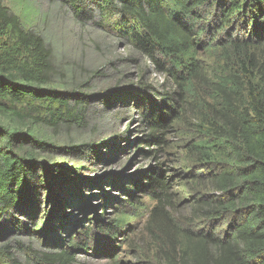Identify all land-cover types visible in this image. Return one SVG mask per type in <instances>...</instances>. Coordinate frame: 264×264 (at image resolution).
I'll return each instance as SVG.
<instances>
[{"label":"rangeland","instance_id":"1","mask_svg":"<svg viewBox=\"0 0 264 264\" xmlns=\"http://www.w3.org/2000/svg\"><path fill=\"white\" fill-rule=\"evenodd\" d=\"M85 5L91 18H77L60 0H0L50 49L48 88L66 95L81 117L51 128L0 115V129L47 143L39 150L25 140L20 152H38L53 175L46 177L51 194L38 173L31 206L0 217V264H180L188 237L223 235L228 226L214 217L222 195L211 179L226 166L220 138L239 100L227 89V103L219 91L231 71L221 55L224 33L210 8H201L196 69L179 86L168 62L129 42L126 18H104L94 2ZM257 47L255 74L264 71V45ZM155 108L166 122L153 133L146 116ZM153 176L165 187L150 188Z\"/></svg>","mask_w":264,"mask_h":264},{"label":"trees","instance_id":"2","mask_svg":"<svg viewBox=\"0 0 264 264\" xmlns=\"http://www.w3.org/2000/svg\"><path fill=\"white\" fill-rule=\"evenodd\" d=\"M60 1L69 5L77 18L90 15L84 9L88 2H94L101 17L126 18L127 27L122 30L129 42L146 57L158 55L168 62L179 86L186 84L187 76L196 69L191 56L200 43L198 14L201 8H210L218 31L224 33L222 58L231 65L219 91L227 103V89L239 99L220 138L226 166L211 175L214 192L222 195L214 200V217L225 218L228 226L223 235L188 237L180 250V264H264V71L255 74L257 45H264V0ZM52 77L53 57L43 39L26 31L14 14L0 7V115L29 118L51 128L74 125L81 117L66 95L48 88ZM256 79H262L263 84ZM157 111L146 116L153 133L166 122ZM20 135L0 129V217L9 210L31 206L30 186L38 173L44 190L52 192L46 180L53 177L50 167L38 163L35 150V154L20 152L26 141L31 140L39 150L48 147L47 143L27 135L20 140ZM154 136L151 142H159ZM60 176L68 186V177ZM149 181L150 188L165 187L155 176ZM135 185L142 189L145 184ZM114 231L111 227L106 234L113 236L110 232ZM68 256L63 252L59 257Z\"/></svg>","mask_w":264,"mask_h":264}]
</instances>
